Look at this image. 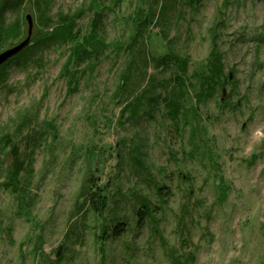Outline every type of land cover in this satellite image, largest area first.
<instances>
[{
	"label": "rangeland",
	"instance_id": "obj_1",
	"mask_svg": "<svg viewBox=\"0 0 264 264\" xmlns=\"http://www.w3.org/2000/svg\"><path fill=\"white\" fill-rule=\"evenodd\" d=\"M35 1L8 17L23 34L0 45V53L27 37V14L34 19L31 42L51 32L39 25ZM92 1L49 0L51 23L74 16L86 35ZM187 2L99 0L100 36L109 49L82 68L74 92L62 76L69 46L50 42L5 66L0 141L8 135L21 153L33 144L36 150L27 216L3 187L13 158L0 144V264H171L170 250L194 253L195 264H264V0H199L194 9ZM139 7L154 13V21L130 51ZM214 43L225 78H232L204 102L191 92L187 107L200 114V131L192 135L193 119L176 126L168 115L173 70L146 68L144 55L172 50L189 58L192 74ZM133 60L139 75L126 83ZM145 91L151 103L127 120L125 99ZM90 174L106 186L103 216L84 202ZM219 177L228 186L225 197ZM141 199L153 219L137 216ZM117 221L124 223L120 236Z\"/></svg>",
	"mask_w": 264,
	"mask_h": 264
},
{
	"label": "trees",
	"instance_id": "obj_2",
	"mask_svg": "<svg viewBox=\"0 0 264 264\" xmlns=\"http://www.w3.org/2000/svg\"><path fill=\"white\" fill-rule=\"evenodd\" d=\"M30 0H0V45H10V42L17 41L21 39L22 27L21 23L15 22L8 24V17L19 13V11L28 3ZM199 0H188L187 5L191 6L193 9L196 8ZM49 0H36L34 5L37 12L39 13L38 22L39 25L45 29L51 30L50 33L38 36L35 41L23 50L20 54L10 59L3 66L0 67V84L4 82L7 77V71H5V66L11 61L15 60L17 57L25 52H36L43 46L50 42H57L64 46H69L70 55L64 65L62 76L66 78V83L68 85L69 91L74 92L78 89L81 80L85 76V71L82 68L97 60L101 55L105 54L109 49V46L100 36V29L104 26L105 15L101 8V3L99 0H93L90 6V11L93 12L94 18L90 23L89 32L84 35L83 31L78 28L75 17L72 16H60L59 21H57L56 27L54 23H51V18L49 17ZM100 5V7H99ZM150 11L144 14V11L138 8L136 12V18L133 21L134 29L137 31L135 36L130 37L131 44L129 45L130 51L133 47L138 44L140 40V31L145 27L149 29L154 21V13L151 14ZM121 47H118V51ZM144 53V51H143ZM145 56V66L150 67L154 65L155 69L163 68L166 70H173L174 77L172 80L175 83L174 93H172L164 99L168 109V115L174 122L176 126H179L183 120L193 119L194 126L191 127L192 135L199 133L200 128L198 126L199 112L195 107L189 110L187 107V100L191 97V92L195 93V98L197 103L204 102L210 99L221 85H226L230 80V75L225 78L224 65L222 61V55L214 43L213 48L207 58V62L202 65L197 70H194L190 74L189 69V58L181 57L175 54L172 50H169L165 55L159 58L151 55ZM136 61L133 60L129 63L126 69L125 82L131 81L133 75L138 74L135 72ZM144 77V75H143ZM153 82V79H150ZM122 84L121 90L125 91L128 86ZM150 91V90H149ZM149 91L143 92L140 96L136 95L131 98H126L123 105L122 111L128 114L127 120L135 121L140 113L141 108L144 106L146 101L151 103L152 97L149 95ZM130 93V92H129ZM121 100H119L120 102ZM124 116V114L122 115ZM199 128V129H198ZM1 145H4L5 150L10 148V154L13 158L12 165L8 168L7 180L4 182V189L13 195L18 201V209L20 214L29 215L31 203H30V191L27 187V179L34 175V154H35V144L31 149H28L27 153H21V148L16 142H12L10 136L6 135L1 138ZM140 164V161H138ZM98 179L94 174H90L87 178V186L89 188L87 195H85V204L90 210L103 216L105 209L108 206L106 186L98 185ZM218 190L220 191L221 197H225L227 194L228 186L226 185L224 179L219 177ZM161 192V189L160 191ZM142 209L138 210L137 216L140 218L149 217L153 219V211L150 205L144 200H140ZM185 211L182 212V215ZM180 231L184 230L183 218L180 222ZM124 223L122 221H117L114 224V234L117 236L122 235ZM102 234L107 233L105 226L103 227ZM181 242L185 243L184 236H180ZM170 263L171 264H195L196 256L194 253L182 254L178 253L176 250H170Z\"/></svg>",
	"mask_w": 264,
	"mask_h": 264
},
{
	"label": "water",
	"instance_id": "obj_3",
	"mask_svg": "<svg viewBox=\"0 0 264 264\" xmlns=\"http://www.w3.org/2000/svg\"><path fill=\"white\" fill-rule=\"evenodd\" d=\"M226 5H224L225 8ZM223 14V10L219 12L218 15V23H220L221 21V17ZM25 21L27 23V37L19 42L17 45L3 51L0 53V67L3 66L6 62H8L10 59H12L13 57L17 56L18 54H20L23 50H25L32 41V36H33V30H34V19L32 17V15L27 14L25 15ZM230 78H232V75H230ZM223 94H225V90H223ZM224 99L222 98L221 101H223ZM61 248V247H60ZM58 249L57 251V255L60 254V250Z\"/></svg>",
	"mask_w": 264,
	"mask_h": 264
}]
</instances>
